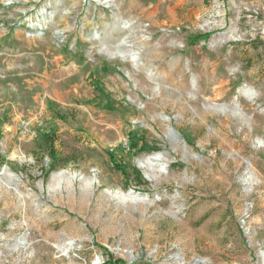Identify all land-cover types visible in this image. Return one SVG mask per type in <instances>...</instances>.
I'll return each mask as SVG.
<instances>
[{"label": "rangeland", "instance_id": "rangeland-1", "mask_svg": "<svg viewBox=\"0 0 264 264\" xmlns=\"http://www.w3.org/2000/svg\"><path fill=\"white\" fill-rule=\"evenodd\" d=\"M102 2L0 0V264H264V0Z\"/></svg>", "mask_w": 264, "mask_h": 264}, {"label": "trees", "instance_id": "trees-1", "mask_svg": "<svg viewBox=\"0 0 264 264\" xmlns=\"http://www.w3.org/2000/svg\"><path fill=\"white\" fill-rule=\"evenodd\" d=\"M49 155L51 157V164H50V169H53L54 164H55V159L56 155L53 153L52 148L49 149ZM113 166H115L117 169L121 170V166H119L116 162H112ZM120 262V261H119Z\"/></svg>", "mask_w": 264, "mask_h": 264}, {"label": "bare ground", "instance_id": "bare-ground-1", "mask_svg": "<svg viewBox=\"0 0 264 264\" xmlns=\"http://www.w3.org/2000/svg\"><path fill=\"white\" fill-rule=\"evenodd\" d=\"M9 1H13V0H9ZM45 17H47V18H51L52 17V15L51 14H43V17L42 18H45ZM133 56H135V55H133ZM91 183H92V180L91 179H88L87 181H86V186H90L91 185Z\"/></svg>", "mask_w": 264, "mask_h": 264}, {"label": "crops", "instance_id": "crops-1", "mask_svg": "<svg viewBox=\"0 0 264 264\" xmlns=\"http://www.w3.org/2000/svg\"><path fill=\"white\" fill-rule=\"evenodd\" d=\"M104 1H105V3H107V2H109L110 0H104ZM105 3H104V2L101 3V6H102L103 8L106 7Z\"/></svg>", "mask_w": 264, "mask_h": 264}]
</instances>
